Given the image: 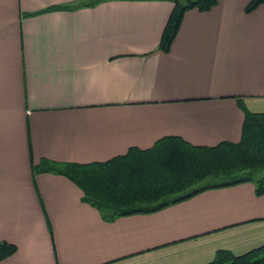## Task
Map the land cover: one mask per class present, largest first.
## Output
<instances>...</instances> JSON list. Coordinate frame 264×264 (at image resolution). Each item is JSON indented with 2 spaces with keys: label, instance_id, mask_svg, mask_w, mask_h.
Masks as SVG:
<instances>
[{
  "label": "crops",
  "instance_id": "crops-1",
  "mask_svg": "<svg viewBox=\"0 0 264 264\" xmlns=\"http://www.w3.org/2000/svg\"><path fill=\"white\" fill-rule=\"evenodd\" d=\"M0 0V264H206L264 244L255 182L203 191L153 213L107 219L42 159L89 163L166 135L213 146L264 112V3L188 9L159 49L169 0Z\"/></svg>",
  "mask_w": 264,
  "mask_h": 264
},
{
  "label": "trees",
  "instance_id": "trees-1",
  "mask_svg": "<svg viewBox=\"0 0 264 264\" xmlns=\"http://www.w3.org/2000/svg\"><path fill=\"white\" fill-rule=\"evenodd\" d=\"M101 0H85L51 10L92 7ZM175 7L165 27L159 49L171 50L188 9L209 11L219 0H169ZM264 0H252L251 13ZM245 118L238 142L222 141L213 146L195 145L178 135H166L154 145L131 147L127 153L105 161L89 163L58 162L42 159L33 164V173L65 175L84 192L83 200L99 209L107 219L136 213H153L185 201L203 191L255 182L257 195L264 193V112L248 110L238 99ZM17 247L0 242V261L13 255ZM206 264H264V244L235 255L220 249Z\"/></svg>",
  "mask_w": 264,
  "mask_h": 264
}]
</instances>
